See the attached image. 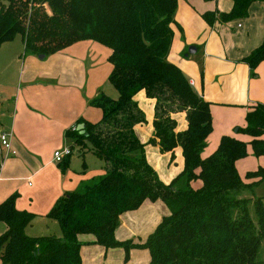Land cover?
<instances>
[{
    "label": "trees",
    "instance_id": "16d2710c",
    "mask_svg": "<svg viewBox=\"0 0 264 264\" xmlns=\"http://www.w3.org/2000/svg\"><path fill=\"white\" fill-rule=\"evenodd\" d=\"M182 1L189 0H0V47L20 36L26 51L51 56L78 42L100 43L111 50L109 82L119 95L100 94L91 106L102 111V119L82 122L83 131L68 133L82 155L104 162L106 175L54 205L48 217L59 224L61 238L28 236L33 215L18 211L15 197L2 203L0 223L7 230L0 236V264H83L84 235L129 257L136 245L117 240L120 218L146 201H162L170 212L146 243L137 245L149 251V264H264L259 258L262 200L241 196L264 182V168L249 172L244 181L236 166L248 157L249 146L255 157H264V105L238 129L249 143L225 136L214 154L202 157L213 130L210 103L169 61ZM256 2L264 0H233L231 12L215 10L203 18L209 26L243 20ZM263 61L264 43L244 60L252 69ZM140 93L154 103V135L148 143L136 130L148 124L136 100ZM183 114L185 129L179 121ZM148 145L162 154L182 151L183 170L171 182L149 163Z\"/></svg>",
    "mask_w": 264,
    "mask_h": 264
},
{
    "label": "crops",
    "instance_id": "0c3cea01",
    "mask_svg": "<svg viewBox=\"0 0 264 264\" xmlns=\"http://www.w3.org/2000/svg\"><path fill=\"white\" fill-rule=\"evenodd\" d=\"M232 8L233 0L182 1L173 26L169 61L210 103L213 130L207 142L211 153L225 136L249 143L251 138L238 129L246 128L247 115L264 105V61L255 69L244 62L264 43V2L254 3L243 20L209 26L203 18L207 12L229 13ZM15 40L0 47V134L12 133L16 152L7 154L0 148V205L15 197L17 210L33 215L26 229L28 236L61 238L59 224L48 217L54 205L67 193L99 182L107 173L104 163L95 161L90 153L75 157L77 147L68 133L82 122L95 124L102 119V111L92 107L91 102L105 94L110 84L111 50L94 41H82L40 59L38 55H26L25 45V55L21 54L22 48L19 43L15 45ZM193 46L197 48V58L187 56ZM136 100L148 120L147 125L136 130L142 142L148 143L154 135V103L145 93ZM179 121L181 129H185L184 114ZM67 148L73 150V155L60 164L55 153ZM172 157L178 161L174 167L170 164ZM147 159L165 183L184 167L180 149L173 155L162 154L158 146L148 145ZM236 166L243 176L264 168V157H254L249 146L248 157ZM169 214L162 201H146L140 209L121 216L116 238L132 242L136 246L131 254H143L147 259L149 251L137 245L145 244ZM6 230V225L0 223V236ZM80 241L83 264H117L112 262V252L121 248L106 250L94 244L91 235L81 236Z\"/></svg>",
    "mask_w": 264,
    "mask_h": 264
},
{
    "label": "rangeland",
    "instance_id": "374dc122",
    "mask_svg": "<svg viewBox=\"0 0 264 264\" xmlns=\"http://www.w3.org/2000/svg\"><path fill=\"white\" fill-rule=\"evenodd\" d=\"M14 43H16L15 45H17V43H19L18 45H20V47L22 48L21 54H24L23 45H25V44L22 41L20 36L17 37V39L15 40ZM188 51H189V49H188ZM26 55H33L34 56L35 54H33L31 51H26ZM195 56L196 55H193V57H195ZM196 58H197V56H196ZM104 91H105L104 93L108 97H110L112 99H117L118 96H119L118 92L109 83H108V87L106 89H104ZM142 104H144L143 106H145V108L148 107V104H146L145 101ZM147 128H148V126H147ZM217 149H218V147L216 148V150ZM209 150H210V153L208 154ZM211 152H212L211 148H210V146H208V142H207L206 147L202 151V157L205 158V157L211 156L216 151H214L213 153H211ZM74 155L77 158L81 156L80 148H77L75 150ZM91 156L95 159V161L103 162V161L99 160L98 158H96L93 154H91ZM150 157L152 158V155H150ZM177 162L178 161H177L176 158H174V161L170 160V164H172L173 167L178 164ZM179 164H180V162H179ZM260 168H262V167H260ZM260 168H258V169H260ZM237 170H238V168H237ZM257 170H255V171H257ZM250 172H254V171H250ZM238 173H239V170H238ZM248 173L249 172L245 173L243 176L240 175V173H239V175L242 178V180L245 181L246 180V176H247ZM241 174H243V173H241ZM241 196H243L244 198H254V197L255 198H259V199L262 200V204L264 206V182L256 184L255 186H253L252 191L244 192L243 194H241ZM161 218H162V216H161ZM112 253H115V254H113V261L112 262H115L117 264H128V263L129 264H149L150 263V254H149V252H147V255H148L147 259H145L143 254H139V253H136L134 255L131 254V250H130V253H129V257L126 256V252L123 249L122 250H114V252H112ZM259 258H260V260L264 261V242H263V245H262V250L260 252V257Z\"/></svg>",
    "mask_w": 264,
    "mask_h": 264
},
{
    "label": "built area",
    "instance_id": "2783aa9c",
    "mask_svg": "<svg viewBox=\"0 0 264 264\" xmlns=\"http://www.w3.org/2000/svg\"><path fill=\"white\" fill-rule=\"evenodd\" d=\"M72 132L80 131L79 126H74L70 129ZM0 148L3 149L7 154L11 153L13 155L16 152L12 148V133L4 132L0 134ZM73 151L70 148L64 149L63 151H58L55 153V160L57 162H62L64 158L71 156Z\"/></svg>",
    "mask_w": 264,
    "mask_h": 264
},
{
    "label": "water",
    "instance_id": "95a60500",
    "mask_svg": "<svg viewBox=\"0 0 264 264\" xmlns=\"http://www.w3.org/2000/svg\"><path fill=\"white\" fill-rule=\"evenodd\" d=\"M196 53H197V48L193 46V47H191L189 49V52H188L187 56L196 55ZM44 57H45L44 55L40 56V59H44ZM79 129H80V131H83L84 130V125H81L79 127Z\"/></svg>",
    "mask_w": 264,
    "mask_h": 264
}]
</instances>
